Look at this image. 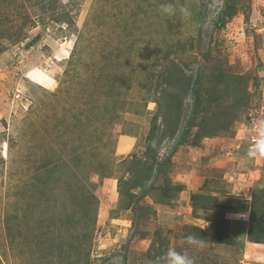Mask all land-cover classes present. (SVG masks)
Masks as SVG:
<instances>
[{
  "label": "rangeland",
  "instance_id": "1",
  "mask_svg": "<svg viewBox=\"0 0 264 264\" xmlns=\"http://www.w3.org/2000/svg\"><path fill=\"white\" fill-rule=\"evenodd\" d=\"M263 100L264 0H0V264H264Z\"/></svg>",
  "mask_w": 264,
  "mask_h": 264
},
{
  "label": "clouds",
  "instance_id": "2",
  "mask_svg": "<svg viewBox=\"0 0 264 264\" xmlns=\"http://www.w3.org/2000/svg\"><path fill=\"white\" fill-rule=\"evenodd\" d=\"M161 13L167 17H174L179 13L182 17H190L191 13L189 8L179 4L162 3L159 5ZM250 155L264 156V137H262L255 145ZM189 241L192 237L187 238ZM168 264H194V260L186 254L179 253L173 249L167 252Z\"/></svg>",
  "mask_w": 264,
  "mask_h": 264
},
{
  "label": "crops",
  "instance_id": "3",
  "mask_svg": "<svg viewBox=\"0 0 264 264\" xmlns=\"http://www.w3.org/2000/svg\"><path fill=\"white\" fill-rule=\"evenodd\" d=\"M256 174H258V171L249 172L248 175H245V176H244V174H241L240 175V176H242V178L239 179V181L240 180H243L246 185H242L240 183H237L238 186L240 187V190H244V192H245L243 194H239V196H246L247 195L246 193L247 192H250L249 189L252 187V184H254V180H258L259 179V176H255V179H254V175H256ZM250 179H253V181L252 182L247 181V180H250ZM247 186H249L248 187L249 189L247 188ZM238 198L240 200H242V204L245 205L246 207L250 205V203H248L246 201L247 199H243L242 197H238ZM223 215H226V216L227 215L242 216L243 217V220L241 222H237L236 219H233L232 222L235 223L236 225L242 226V228H244V229L247 228V223H248V219H249V216H248L247 212H240V211H229V212H227V211H225V212H223ZM224 218L230 219L228 217H224ZM239 244L240 245H238L236 247H238L242 251L243 250H246L247 254H249V255L250 254H252V255H255V254L256 255H259V254H261V246H262L261 244H257V243H254V242H247V241H245L244 243H239Z\"/></svg>",
  "mask_w": 264,
  "mask_h": 264
},
{
  "label": "built area",
  "instance_id": "4",
  "mask_svg": "<svg viewBox=\"0 0 264 264\" xmlns=\"http://www.w3.org/2000/svg\"><path fill=\"white\" fill-rule=\"evenodd\" d=\"M262 109L264 110V100L262 102ZM260 139L256 140V139H251V141L255 142V145L257 144V142L259 141Z\"/></svg>",
  "mask_w": 264,
  "mask_h": 264
},
{
  "label": "trees",
  "instance_id": "5",
  "mask_svg": "<svg viewBox=\"0 0 264 264\" xmlns=\"http://www.w3.org/2000/svg\"><path fill=\"white\" fill-rule=\"evenodd\" d=\"M246 207V206H245ZM251 211V210H250ZM221 213H223V212H221ZM230 222V221H229ZM252 242H254V241H252Z\"/></svg>",
  "mask_w": 264,
  "mask_h": 264
}]
</instances>
